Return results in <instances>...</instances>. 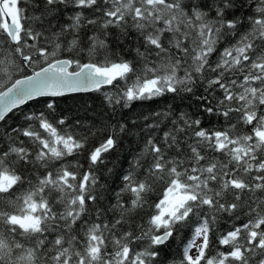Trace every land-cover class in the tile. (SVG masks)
I'll return each mask as SVG.
<instances>
[{
	"label": "snow or ice",
	"instance_id": "6c2138e0",
	"mask_svg": "<svg viewBox=\"0 0 264 264\" xmlns=\"http://www.w3.org/2000/svg\"><path fill=\"white\" fill-rule=\"evenodd\" d=\"M237 7L251 8L252 14L238 17ZM87 26L95 27L82 39ZM130 30L143 40L144 50L135 49L134 61L113 50ZM0 33L3 62L20 73L0 82V121L38 97L100 91L104 85L119 88L123 82L118 97L106 96L110 104H118L121 99L194 94L206 84L209 94L222 92L223 99L217 101L225 108L221 115L231 121L230 113H235L238 122L251 128L248 134H234L236 125L230 123L224 130H210L201 120L180 113L161 143L147 139L133 169L123 176L112 206L121 210L120 218L111 225H89L83 219L89 202L95 204L103 196L96 191L93 168L104 162L117 139L108 135L89 149L91 126L84 127L83 135L61 133L43 112L26 117L47 136L31 124L14 128L37 149L33 153L13 137L0 149V264H163V249L193 217L198 224L174 264H264V0H240L239 5L236 0H0ZM221 42L227 46L212 62ZM65 52L82 53L87 60L62 58ZM73 65L76 70L69 71ZM236 73L242 75L233 78ZM201 99L208 103L207 97ZM47 108L54 111L55 101ZM204 111L214 109L207 106ZM83 152L89 169L80 174L71 170L80 166L66 158ZM56 162L59 168L46 171L23 195H15L25 184L19 168L38 163L47 169ZM137 168H144L140 179L134 178ZM158 184L163 188L150 205L147 227L141 226L139 235L124 231L117 236V225L127 223L124 213L144 208ZM257 191L260 196L253 195ZM124 192L132 194L128 207L120 201ZM229 195L233 202L227 201ZM57 205L64 211H54ZM245 207L247 222L218 239L228 250L208 255L216 216L226 212L238 219ZM77 222L84 227L82 235L74 228Z\"/></svg>",
	"mask_w": 264,
	"mask_h": 264
},
{
	"label": "trees",
	"instance_id": "16d2710c",
	"mask_svg": "<svg viewBox=\"0 0 264 264\" xmlns=\"http://www.w3.org/2000/svg\"><path fill=\"white\" fill-rule=\"evenodd\" d=\"M239 5L240 0H236ZM22 7L24 5H21ZM251 8H239L234 10V14L238 17H245L252 14ZM70 15V13H69ZM86 15H89L86 13ZM232 14H229V18ZM244 26L247 28L248 22L244 21ZM95 26H87L83 32L80 33L82 39L87 35H91L89 29ZM115 35L116 29H110ZM2 35V33H0ZM70 40L71 37L69 36ZM86 42V41H85ZM234 42V41H233ZM227 44L221 42L217 48V52L213 53L211 61L215 62L219 59L220 52ZM139 47L143 51V40L137 39L134 30H130L127 34V38L123 39L122 45L117 47L113 45L114 52L120 57L128 60L136 59L135 49ZM78 58L82 62L87 60V57L82 53L69 54L67 52L62 54V58ZM99 59V57H97ZM75 69V65L72 67ZM26 74H31L30 69L24 70ZM11 74L14 78H18L20 73L16 72L10 65H5L3 57L0 56V82H4L7 79V75ZM242 75L236 73V76ZM124 84L120 83L119 88L113 86H107L101 88L100 91H92L87 93L68 94L61 97H40L34 101L28 102L26 105L21 106L20 109L13 110L6 117V122L0 123V149H3L10 142L9 137H13L16 140L24 142V146L28 147L31 152H35L37 145L34 144L29 138L22 135H18L13 132L14 128L24 129L31 124L35 130L40 131L42 135L47 136L42 129H39L38 124L34 121L26 119V117L36 114L37 116L43 112L45 116L58 127V131L70 132L76 135L84 134V127L91 126L94 135L89 139L87 147L89 149L98 146L108 135H113L117 139V144L114 149L105 153L103 156V163H98L94 166L93 171L98 178L96 185V191L102 192L103 196L95 204L89 202V212L83 219L88 224H103L107 223L111 225L115 220L120 218L121 210L119 208H113V205L117 204L116 193L120 192L123 187V176L128 174L134 167V162L137 157L142 155L147 139L152 138L157 143L162 142V138L165 132L171 131L173 125L172 120L180 113H187L192 119L201 120V124L204 128L210 130H224L229 127V124H235L236 129L234 134H248L251 131L250 126L244 125L242 122H238L235 113H230L232 117L231 121L226 119L220 113L225 110L222 105H218L217 101L223 99L221 90H217L214 93L209 94L207 91V85L202 84L195 89L194 94L179 93L172 94L167 93L161 97H155L152 99L133 100L127 102L123 99L118 104H110L106 99V96L118 97L119 93L123 90ZM201 97H207L208 103L205 104ZM55 101V110H49L47 103ZM207 106L213 107V113L204 111ZM233 107L236 105L233 104ZM51 111V115L49 112ZM166 114L157 116L156 114ZM60 119H64L65 123L59 125L57 122ZM124 126V131H120V126ZM149 125H156L155 128L148 127ZM208 156L215 155L218 159H224L219 153H204ZM73 166L79 165L77 169L73 167L71 170L78 171L80 174L88 171L89 162L87 160V153L83 152L78 155L70 156L66 158ZM150 160V156L144 158L142 163L147 166V162ZM60 163L56 162L54 165L50 164L47 169L41 167L38 163L34 165H25L18 169L20 174L25 178V184L23 188L16 192V196H21L25 191L29 189L31 185H35L37 179L42 177L46 171H54L59 168ZM144 168L135 169L134 178L140 179L143 176ZM255 174V172L253 173ZM163 185H156L155 190L147 197V205L142 209L127 211L124 213V220L127 223L117 225L116 235L119 236L124 231H132L134 235H139L142 231L141 226L147 227V221L152 215V208L150 207L161 194ZM56 193H51V196H55ZM254 196H260V192L257 191ZM132 194L124 192L120 196V201L128 207L130 204ZM228 202H233L232 197L229 195ZM225 200H221L224 203ZM255 205L253 204V207ZM97 210L101 212L97 215ZM54 211H64L63 205H57L54 207ZM207 212V209L205 208ZM247 208L239 211V218L234 215L230 216L228 213H220L216 216L215 223L212 225L213 231L210 233L209 238V252L208 255H215L217 251H227V246L220 245L218 239L221 235L227 231L233 229L234 226H240L247 222ZM211 215V213H209ZM198 220L193 217L192 221L181 230L179 236L169 241V245L163 249L162 255L159 259L163 261V264H174L178 262L183 253L185 244L192 238L194 228L197 226ZM74 228L78 229V235H82L84 227L80 222ZM107 235V233H106ZM22 240V237H17ZM49 239H53V236H49ZM146 243V242H145ZM243 243V240H241ZM133 248L140 250L137 244L132 245ZM112 249L109 248V251ZM258 259V257H253Z\"/></svg>",
	"mask_w": 264,
	"mask_h": 264
},
{
	"label": "water",
	"instance_id": "95a60500",
	"mask_svg": "<svg viewBox=\"0 0 264 264\" xmlns=\"http://www.w3.org/2000/svg\"><path fill=\"white\" fill-rule=\"evenodd\" d=\"M69 71H74V70H72V69L70 68ZM29 75H30V74H29ZM107 86H110V85H104V86H102V88H103V87H107ZM89 92H92V91H89ZM78 93H87V92H78ZM68 94H77V93H67V94H65V95H68ZM38 98H40V97H38ZM38 98H37V99H38ZM22 106H24V105H22ZM9 114H10V113H9ZM9 114H8V115H9ZM1 122H2V121H0V123H1Z\"/></svg>",
	"mask_w": 264,
	"mask_h": 264
},
{
	"label": "rangeland",
	"instance_id": "374dc122",
	"mask_svg": "<svg viewBox=\"0 0 264 264\" xmlns=\"http://www.w3.org/2000/svg\"><path fill=\"white\" fill-rule=\"evenodd\" d=\"M199 242H200V241H197V243H199ZM192 254H193V255L196 254V249H195V248L192 250Z\"/></svg>",
	"mask_w": 264,
	"mask_h": 264
}]
</instances>
